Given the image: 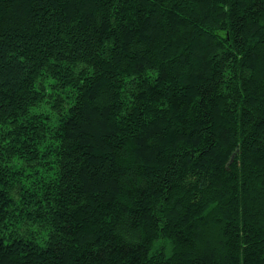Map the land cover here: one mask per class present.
Instances as JSON below:
<instances>
[{
  "label": "trees",
  "instance_id": "trees-1",
  "mask_svg": "<svg viewBox=\"0 0 264 264\" xmlns=\"http://www.w3.org/2000/svg\"><path fill=\"white\" fill-rule=\"evenodd\" d=\"M0 264H264V0H0Z\"/></svg>",
  "mask_w": 264,
  "mask_h": 264
}]
</instances>
